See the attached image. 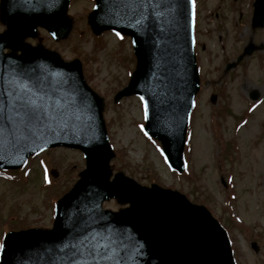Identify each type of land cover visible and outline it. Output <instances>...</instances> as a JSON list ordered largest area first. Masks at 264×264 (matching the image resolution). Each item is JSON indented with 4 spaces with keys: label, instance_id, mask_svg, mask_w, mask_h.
Segmentation results:
<instances>
[{
    "label": "water",
    "instance_id": "95a60500",
    "mask_svg": "<svg viewBox=\"0 0 264 264\" xmlns=\"http://www.w3.org/2000/svg\"><path fill=\"white\" fill-rule=\"evenodd\" d=\"M69 1L0 0V21L6 26L0 34V93L8 87L10 74L39 72L43 67L58 85L59 95L75 101L67 129L57 125L26 147L0 140V168H17L41 148L55 146L78 148L86 157L80 180L58 202L54 228L7 234L0 264H61L65 243L105 227L125 234L132 253L127 264H234L226 233L204 207L190 204L177 192L140 187L122 174L108 182L112 155L101 119L102 101L85 85L79 61L64 63L57 53L22 42L35 37L38 26L55 40L65 39L71 28L66 15ZM94 1L88 16L94 34L113 30L129 36L137 59L127 88L115 100L131 94L143 98L148 108L144 131L161 141L170 166L182 171L185 130L198 91L193 8L188 0H155L141 16L135 0ZM137 18L141 24L135 22ZM252 22L253 27L264 25V0L254 2ZM5 48L12 52L4 55ZM252 50L250 45L244 54ZM111 197L130 207L119 213L101 212L100 202Z\"/></svg>",
    "mask_w": 264,
    "mask_h": 264
},
{
    "label": "rangeland",
    "instance_id": "374dc122",
    "mask_svg": "<svg viewBox=\"0 0 264 264\" xmlns=\"http://www.w3.org/2000/svg\"><path fill=\"white\" fill-rule=\"evenodd\" d=\"M252 2L196 1L201 87L186 134L181 175L169 169L159 143L142 133L141 101L131 97L113 104L134 69L132 49L128 38L114 33L92 35L81 17L91 10V2L74 0L70 5L74 26L65 41L54 43L40 31L37 40H27L32 45L39 41L66 61L76 58L82 63L87 84L104 100L103 118L115 154L112 171L144 186L179 191L205 206L226 229L236 264H264V28L251 29ZM248 44L261 48L226 70ZM83 168L81 153L59 148L31 158L27 177L17 173L20 178L5 180L0 175V234L15 226L50 228L54 203ZM119 208L113 200L102 203V209ZM253 242L256 252L250 247Z\"/></svg>",
    "mask_w": 264,
    "mask_h": 264
},
{
    "label": "snow or ice",
    "instance_id": "6c2138e0",
    "mask_svg": "<svg viewBox=\"0 0 264 264\" xmlns=\"http://www.w3.org/2000/svg\"><path fill=\"white\" fill-rule=\"evenodd\" d=\"M135 3L144 16L146 6L155 4V0H135ZM188 3L194 10V0H188ZM194 19L193 11V23ZM135 22L141 24L142 21L137 18ZM117 37L123 39L119 33ZM141 104L147 118L148 108L143 98ZM74 111L75 101L59 95L58 85H53L43 67L39 72L32 69L10 74L8 87L0 93V140L7 139L13 146L24 144L26 147L27 142L42 138L57 125L62 131L67 129L73 121ZM61 251L64 253L61 264H127L132 254L126 245L125 234L107 227L75 236L73 241L62 246Z\"/></svg>",
    "mask_w": 264,
    "mask_h": 264
}]
</instances>
